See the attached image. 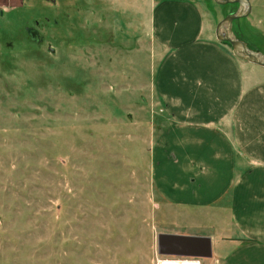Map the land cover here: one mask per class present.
Here are the masks:
<instances>
[{
    "label": "rangeland",
    "instance_id": "374dc122",
    "mask_svg": "<svg viewBox=\"0 0 264 264\" xmlns=\"http://www.w3.org/2000/svg\"><path fill=\"white\" fill-rule=\"evenodd\" d=\"M205 2L207 39L234 54L215 31L238 5ZM121 15L87 0H25L0 15V264H217L236 250L159 253V234L234 237V221L229 208L171 202L153 180L154 154L176 156L154 86L162 56ZM234 32L264 53V0Z\"/></svg>",
    "mask_w": 264,
    "mask_h": 264
},
{
    "label": "crops",
    "instance_id": "0c3cea01",
    "mask_svg": "<svg viewBox=\"0 0 264 264\" xmlns=\"http://www.w3.org/2000/svg\"><path fill=\"white\" fill-rule=\"evenodd\" d=\"M87 1L117 16L122 7L131 29L144 31L155 57L162 56L154 86L172 109L163 141L176 156L158 164L155 148L156 185L173 203L231 210L234 237L217 231L213 256L216 248L236 250L220 254L217 264H264V68L221 54L214 38L207 39L206 0ZM250 1L253 12L258 0ZM24 4L0 0V15Z\"/></svg>",
    "mask_w": 264,
    "mask_h": 264
},
{
    "label": "water",
    "instance_id": "95a60500",
    "mask_svg": "<svg viewBox=\"0 0 264 264\" xmlns=\"http://www.w3.org/2000/svg\"><path fill=\"white\" fill-rule=\"evenodd\" d=\"M222 5L237 4L235 13L227 15L216 26V38L220 42H227L233 49L234 54L246 62L264 68V53L253 49L246 41L237 37L234 32V23L237 20L247 18L252 12L250 0H216ZM32 41H41L36 29H29ZM157 245L160 254L180 255L185 257L211 258L213 245L211 237L194 235L159 234Z\"/></svg>",
    "mask_w": 264,
    "mask_h": 264
},
{
    "label": "built area",
    "instance_id": "2783aa9c",
    "mask_svg": "<svg viewBox=\"0 0 264 264\" xmlns=\"http://www.w3.org/2000/svg\"><path fill=\"white\" fill-rule=\"evenodd\" d=\"M184 261H194V262H184ZM178 262H181V264H201V261L196 259H183V260H176V259H157L156 264H179Z\"/></svg>",
    "mask_w": 264,
    "mask_h": 264
},
{
    "label": "bare ground",
    "instance_id": "6f19581e",
    "mask_svg": "<svg viewBox=\"0 0 264 264\" xmlns=\"http://www.w3.org/2000/svg\"><path fill=\"white\" fill-rule=\"evenodd\" d=\"M184 262H194V261H184ZM179 264H181V262H178ZM189 264H191V263H189Z\"/></svg>",
    "mask_w": 264,
    "mask_h": 264
},
{
    "label": "flooded vegetation",
    "instance_id": "af4514ba",
    "mask_svg": "<svg viewBox=\"0 0 264 264\" xmlns=\"http://www.w3.org/2000/svg\"><path fill=\"white\" fill-rule=\"evenodd\" d=\"M30 29H33V28H30ZM29 30V29H28ZM39 36H40V34H39Z\"/></svg>",
    "mask_w": 264,
    "mask_h": 264
}]
</instances>
